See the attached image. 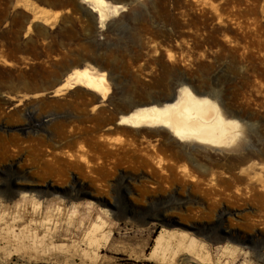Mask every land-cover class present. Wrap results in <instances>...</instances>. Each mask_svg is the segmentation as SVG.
<instances>
[{
	"label": "rangeland",
	"instance_id": "374dc122",
	"mask_svg": "<svg viewBox=\"0 0 264 264\" xmlns=\"http://www.w3.org/2000/svg\"><path fill=\"white\" fill-rule=\"evenodd\" d=\"M107 1L98 30L79 0H0V264H195L161 260L181 232L204 264H264V0ZM78 64L117 92L30 95ZM182 86L239 120L233 145L115 124Z\"/></svg>",
	"mask_w": 264,
	"mask_h": 264
},
{
	"label": "bare ground",
	"instance_id": "6f19581e",
	"mask_svg": "<svg viewBox=\"0 0 264 264\" xmlns=\"http://www.w3.org/2000/svg\"><path fill=\"white\" fill-rule=\"evenodd\" d=\"M79 1V4L85 6L87 11L95 17L98 30H102L112 16L119 15L126 10L125 6L112 4L107 0ZM67 74L65 84L55 92L53 98L62 97L76 87H83L97 93L102 101L112 94L107 74L90 65L78 64ZM174 95H176L175 98ZM174 95L165 101L135 105L130 115L120 117L119 125L135 129L161 127L169 131L171 136L180 142L194 141L213 149L230 147L242 133L239 120L227 119L217 101L205 95L197 97L188 87L183 86ZM25 197L26 195L22 199ZM101 212L107 213L108 210L102 208ZM100 228V225L95 224L90 232L91 236H94ZM8 234H12V231ZM171 237L178 239L176 245L168 241L163 246L160 243L161 239L157 240V245L163 246L160 254L162 261H166L168 256H171L178 262L205 263L199 255L192 256L193 252L189 247V242H193V237L189 233L181 232ZM40 240L41 238L35 236L31 239L30 246L34 253L42 258L46 248ZM91 240L94 242L95 239Z\"/></svg>",
	"mask_w": 264,
	"mask_h": 264
},
{
	"label": "water",
	"instance_id": "95a60500",
	"mask_svg": "<svg viewBox=\"0 0 264 264\" xmlns=\"http://www.w3.org/2000/svg\"><path fill=\"white\" fill-rule=\"evenodd\" d=\"M125 5H129V3H125ZM68 74L66 73L58 82L55 86L53 87H49V88H41V89H37V90H34L31 92L30 95L32 96H36V95H39V96H42V97H45V98H53L54 97V94L55 92L60 88L62 87L64 84H65V81H66V78H67ZM112 92H113V88H112ZM176 97V95H174V98ZM135 106H133L129 112L127 113H119L120 114V117L122 115H130ZM120 117L119 119L115 122L116 125H119L120 123ZM157 222H160V220L158 218H149L147 221H146V224H150V223H157Z\"/></svg>",
	"mask_w": 264,
	"mask_h": 264
},
{
	"label": "trees",
	"instance_id": "16d2710c",
	"mask_svg": "<svg viewBox=\"0 0 264 264\" xmlns=\"http://www.w3.org/2000/svg\"><path fill=\"white\" fill-rule=\"evenodd\" d=\"M112 88H113V92H112V94H115L116 92H117V89H116V87H115V85L112 83ZM41 89V88H40Z\"/></svg>",
	"mask_w": 264,
	"mask_h": 264
}]
</instances>
